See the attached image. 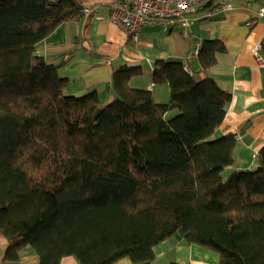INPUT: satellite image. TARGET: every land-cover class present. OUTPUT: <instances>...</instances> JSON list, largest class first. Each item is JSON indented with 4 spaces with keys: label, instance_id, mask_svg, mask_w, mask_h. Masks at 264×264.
<instances>
[{
    "label": "trees",
    "instance_id": "16d2710c",
    "mask_svg": "<svg viewBox=\"0 0 264 264\" xmlns=\"http://www.w3.org/2000/svg\"><path fill=\"white\" fill-rule=\"evenodd\" d=\"M85 13L78 0H0L2 261L31 246L39 264H154V247L182 232L220 264H264V146L244 169L236 136L215 135L232 100L209 74L224 44L199 47L202 79L182 60L155 62L151 81L168 84V101L134 87L143 70L127 65L102 102L96 90L69 93V60L36 50Z\"/></svg>",
    "mask_w": 264,
    "mask_h": 264
},
{
    "label": "crops",
    "instance_id": "0c3cea01",
    "mask_svg": "<svg viewBox=\"0 0 264 264\" xmlns=\"http://www.w3.org/2000/svg\"><path fill=\"white\" fill-rule=\"evenodd\" d=\"M89 9L77 21L64 22L46 39L36 45L44 58L55 64L69 61L61 67V75L69 80L67 91L81 94L96 90L102 102L112 99L113 75L127 65L141 66L143 73L131 78L134 87L154 89L159 101H168L167 83L151 81L154 64L159 59L190 62L196 79L206 77L201 69L197 50L205 40L219 39L225 49L217 53V62L209 74L219 86L231 92L223 123L216 136L233 134L238 146L237 165L256 168L258 155L264 146V65L254 56L255 46L263 43L264 0H215L231 4L230 9L207 7V3L189 13L187 24L175 19L166 25L146 24L138 40L114 25L110 10L114 0H78ZM159 92V95L157 93ZM231 169L228 170L230 172ZM6 241L0 238V264H39L40 259L31 246L20 252L17 263H4L2 256ZM220 264L219 253L195 244H188L182 232L155 246L154 264ZM61 264H80L75 256L62 259ZM115 264H133L124 258Z\"/></svg>",
    "mask_w": 264,
    "mask_h": 264
},
{
    "label": "built area",
    "instance_id": "2783aa9c",
    "mask_svg": "<svg viewBox=\"0 0 264 264\" xmlns=\"http://www.w3.org/2000/svg\"><path fill=\"white\" fill-rule=\"evenodd\" d=\"M208 1L212 0H114L110 19L114 25L124 29L131 40L136 41L144 25L156 23L166 25L175 19H182L184 24H187L186 15L196 11L199 6ZM220 8L230 9L232 6L229 3H223ZM86 12H89V9L86 8ZM258 16H264V8L258 11ZM262 49L261 42L253 49L254 56L260 65H264ZM185 69L193 73L190 62L185 63Z\"/></svg>",
    "mask_w": 264,
    "mask_h": 264
},
{
    "label": "rangeland",
    "instance_id": "374dc122",
    "mask_svg": "<svg viewBox=\"0 0 264 264\" xmlns=\"http://www.w3.org/2000/svg\"><path fill=\"white\" fill-rule=\"evenodd\" d=\"M188 15H189V14H187L186 16H188ZM157 95L160 96V95H159V92L157 93ZM228 174H229V173H228V170L225 171V172L223 173L224 178H226ZM154 251H155V247H154Z\"/></svg>",
    "mask_w": 264,
    "mask_h": 264
}]
</instances>
